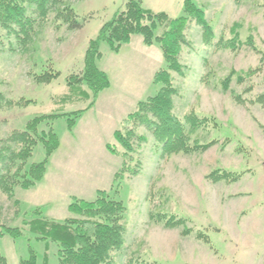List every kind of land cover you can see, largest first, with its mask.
Wrapping results in <instances>:
<instances>
[{"label": "rangeland", "instance_id": "obj_1", "mask_svg": "<svg viewBox=\"0 0 264 264\" xmlns=\"http://www.w3.org/2000/svg\"><path fill=\"white\" fill-rule=\"evenodd\" d=\"M125 1L63 0L72 6L79 25L55 23L54 13H49L45 21L36 22L32 38L22 45L14 35L2 33L0 92L8 103L0 108V139L21 129L33 115L85 106L83 99L72 97L65 77L82 68L89 39ZM195 1L205 10L216 39L205 44L200 27L190 23L187 36L192 46H185L181 56L187 70L183 76L173 74L179 89L174 113L183 118L195 112L218 121V127L211 122L192 135L215 143L202 153L167 155L146 133L148 142L138 152L141 173L121 180L116 193L127 213L124 248L115 254L113 264H127L129 259L161 264H264V105L255 102L264 94V0ZM141 2L170 17L182 14L183 0ZM233 24L242 44L229 50L217 42L234 37ZM249 35L250 44L246 43ZM134 38L118 53L101 42L97 64L111 84L99 94L91 112L97 116L83 117L72 133L64 117L53 121L60 145L50 157L45 183L35 189L16 187L10 197L0 192V223L21 226V219L36 206L47 217L64 219L71 215L67 205L74 198L93 200L98 189L111 188L120 158L106 144L119 147L113 129L138 101L157 91L153 77L164 67L159 47L145 46L140 36ZM45 70L58 76L47 83L36 82L32 75ZM230 72L232 80L223 91L221 80ZM240 72H247L241 82L236 79ZM43 159L44 150L37 144L31 161ZM216 168L242 177L233 183L213 182L207 175ZM153 193L160 197L154 200L157 209L183 218L188 233H183V226L169 228L149 219ZM29 235L0 237V251L9 264H19L30 249L37 264H43L45 244L27 239ZM47 250V262L54 264L55 246Z\"/></svg>", "mask_w": 264, "mask_h": 264}, {"label": "trees", "instance_id": "obj_2", "mask_svg": "<svg viewBox=\"0 0 264 264\" xmlns=\"http://www.w3.org/2000/svg\"><path fill=\"white\" fill-rule=\"evenodd\" d=\"M49 13H54L55 23L66 24L70 28L79 25L72 6L65 4L63 0H0V43L4 36L14 35L18 43L25 44L32 38L36 22L45 21ZM191 22L200 27L205 44L215 41L213 26L205 18V10L195 0H183L182 14L177 17H170L164 11L147 9L142 6L141 0H126L124 7L99 27L96 36L87 43L82 68L65 77L66 84L72 90V97L79 101L83 99L85 106L68 112L33 115L21 129L0 139V192L10 197L16 187L31 189L41 182L50 156L60 145V139L52 127L53 121L64 117L68 131L72 132L83 113L93 106L98 95L110 87L108 74L97 64L101 56V42H106L111 50L118 52L134 36H140L144 45L159 47L164 67H160L153 77V82L158 86L157 91L138 101L135 109L128 112L113 131L119 147L106 144V149L120 158V166L113 175L112 187L107 190L98 189L93 200L74 198L67 205L71 215L64 219L47 217L43 215L40 206L33 207L29 210V217L21 219V226L0 223V237L8 235L15 239L25 232L30 234L27 239L43 242V264H49L47 249L51 245L55 246L54 264L114 263L115 254L124 248V219L127 213L125 203L116 197V193L121 180L141 173L142 162L138 152L148 142L146 133L153 136L156 146L167 155L202 153L215 143L214 139L201 142L192 138V135L199 129L209 127L211 122L218 127V121L195 112H189L183 118L174 113V98L179 89L174 83L173 74L183 76L187 70L181 56L185 46H192L187 36ZM236 25L233 24L230 28L233 38H221L217 43L229 50L241 46ZM251 40L249 35L246 43L250 44ZM233 74L230 72L221 80L223 91L228 90ZM246 74L247 72H240L236 79L241 82ZM32 76L36 82L47 83L58 74L45 70ZM255 102L264 105V94L257 96ZM6 103L8 101L0 92V108ZM37 144H41L44 150V159L34 162L31 158ZM241 177L242 173L219 168L207 175L213 182L229 183L236 182ZM157 196L159 197L158 193L152 195L149 219L169 228L183 226V233H186L188 230L183 218L157 209L154 201ZM0 264H9L1 251ZM19 264H37L34 250L30 249L28 257L19 258ZM127 264L161 263L129 259Z\"/></svg>", "mask_w": 264, "mask_h": 264}, {"label": "crops", "instance_id": "obj_3", "mask_svg": "<svg viewBox=\"0 0 264 264\" xmlns=\"http://www.w3.org/2000/svg\"><path fill=\"white\" fill-rule=\"evenodd\" d=\"M135 37V36H134ZM133 39H135V38H132V40L131 41H133ZM129 45V44H128ZM127 45V46H128ZM127 46H125V47H127ZM125 47H123L122 49H124ZM103 69V68H102ZM98 98H99V96H98ZM97 98V99H98ZM97 100L95 101V103L93 104V106L91 107V108H89L87 111H85L84 113H83V116L81 117V119L78 121V123H77V125L75 126V128H74V130H77V126L79 125V123L81 122V120H83L84 121V119H83V117H88V115L89 114H91L92 115V120L97 116V114L95 115V114H92L91 112H92V110H93V108H96V105H97ZM91 123V122H90ZM114 130V129H113ZM70 133V132H69ZM48 166H49V164H48ZM48 167H47V171H46V173H45V175H44V178H43V180L39 183V184H37L35 187H34V189L35 188H37L38 186H40V185H42V184H44L45 183V181H46V179H47V175H48Z\"/></svg>", "mask_w": 264, "mask_h": 264}]
</instances>
